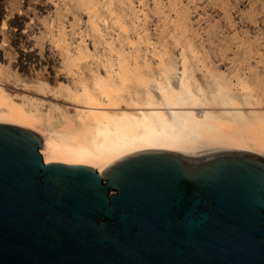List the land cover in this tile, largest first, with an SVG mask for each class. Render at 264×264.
Listing matches in <instances>:
<instances>
[{
	"label": "bare ground",
	"instance_id": "1",
	"mask_svg": "<svg viewBox=\"0 0 264 264\" xmlns=\"http://www.w3.org/2000/svg\"><path fill=\"white\" fill-rule=\"evenodd\" d=\"M0 122L44 160L264 155V0H0Z\"/></svg>",
	"mask_w": 264,
	"mask_h": 264
},
{
	"label": "water",
	"instance_id": "2",
	"mask_svg": "<svg viewBox=\"0 0 264 264\" xmlns=\"http://www.w3.org/2000/svg\"><path fill=\"white\" fill-rule=\"evenodd\" d=\"M0 122V264H264V155L144 148L46 162Z\"/></svg>",
	"mask_w": 264,
	"mask_h": 264
}]
</instances>
